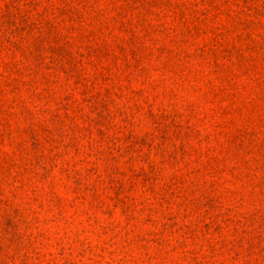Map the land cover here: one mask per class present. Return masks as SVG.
Segmentation results:
<instances>
[{
    "label": "rangeland",
    "instance_id": "obj_1",
    "mask_svg": "<svg viewBox=\"0 0 264 264\" xmlns=\"http://www.w3.org/2000/svg\"><path fill=\"white\" fill-rule=\"evenodd\" d=\"M0 264H264V0H0Z\"/></svg>",
    "mask_w": 264,
    "mask_h": 264
}]
</instances>
